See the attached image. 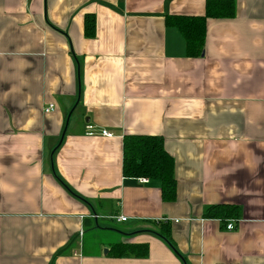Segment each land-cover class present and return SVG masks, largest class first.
I'll use <instances>...</instances> for the list:
<instances>
[{"label": "crops", "instance_id": "0c3cea01", "mask_svg": "<svg viewBox=\"0 0 264 264\" xmlns=\"http://www.w3.org/2000/svg\"><path fill=\"white\" fill-rule=\"evenodd\" d=\"M207 2L0 0V264H264V0L209 17L191 57L167 15ZM125 135L164 139L174 200L124 176Z\"/></svg>", "mask_w": 264, "mask_h": 264}, {"label": "trees", "instance_id": "16d2710c", "mask_svg": "<svg viewBox=\"0 0 264 264\" xmlns=\"http://www.w3.org/2000/svg\"><path fill=\"white\" fill-rule=\"evenodd\" d=\"M233 13L232 0H208L204 16L167 15V24L179 29L187 44L191 57L203 53L206 39V24L209 17H225ZM87 38L95 35V17L87 14L84 22ZM123 174L128 178L147 177L161 183L162 197L165 201L175 199L177 182L174 176V159L165 148L164 139L155 135H125L123 139ZM241 212L236 204L211 205L205 217L227 221L238 219ZM158 235L174 248L171 240V224H162ZM115 257L135 256L145 258L149 255V245L145 243H118L112 246Z\"/></svg>", "mask_w": 264, "mask_h": 264}, {"label": "built area", "instance_id": "2783aa9c", "mask_svg": "<svg viewBox=\"0 0 264 264\" xmlns=\"http://www.w3.org/2000/svg\"><path fill=\"white\" fill-rule=\"evenodd\" d=\"M55 108H56V105L52 103V104L48 105V107H46L45 112L54 111ZM87 134H89V135H97L98 134V135H104V136H107V137H112V133H110L108 130H106V129H97L92 124H88L87 125ZM140 181L142 183H148L149 182V178L141 177ZM118 219L122 220V221H126L127 220L126 217H122V216L119 217ZM227 229H230V226H227Z\"/></svg>", "mask_w": 264, "mask_h": 264}]
</instances>
